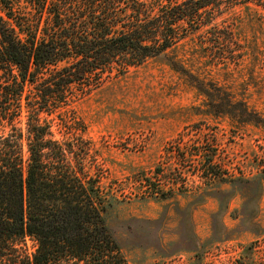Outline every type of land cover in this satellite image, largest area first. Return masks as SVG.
I'll list each match as a JSON object with an SVG mask.
<instances>
[{
    "label": "rangeland",
    "instance_id": "374dc122",
    "mask_svg": "<svg viewBox=\"0 0 264 264\" xmlns=\"http://www.w3.org/2000/svg\"><path fill=\"white\" fill-rule=\"evenodd\" d=\"M251 13L233 43L249 49L228 66L205 32L44 114L57 139L74 138L61 118L81 128L73 143L91 148L92 176L119 200L110 225L131 264H264V126L231 117L238 100L264 114V9ZM208 90L227 105L209 106ZM213 153L220 177L206 181L199 160Z\"/></svg>",
    "mask_w": 264,
    "mask_h": 264
},
{
    "label": "trees",
    "instance_id": "16d2710c",
    "mask_svg": "<svg viewBox=\"0 0 264 264\" xmlns=\"http://www.w3.org/2000/svg\"><path fill=\"white\" fill-rule=\"evenodd\" d=\"M253 6L264 0H0V264H131L110 225L119 200L92 176L91 148L73 143L81 128L61 118L74 138L57 139L44 114L205 32L226 44L220 63H234L249 49L233 43ZM204 95L209 106L227 99ZM238 101L231 117L264 126ZM215 155L199 160L203 180L220 177Z\"/></svg>",
    "mask_w": 264,
    "mask_h": 264
}]
</instances>
